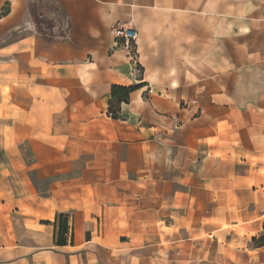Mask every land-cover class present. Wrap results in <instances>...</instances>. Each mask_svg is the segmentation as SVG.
Wrapping results in <instances>:
<instances>
[{
  "label": "crops",
  "instance_id": "crops-1",
  "mask_svg": "<svg viewBox=\"0 0 264 264\" xmlns=\"http://www.w3.org/2000/svg\"><path fill=\"white\" fill-rule=\"evenodd\" d=\"M0 264H264V0H0Z\"/></svg>",
  "mask_w": 264,
  "mask_h": 264
},
{
  "label": "trees",
  "instance_id": "trees-1",
  "mask_svg": "<svg viewBox=\"0 0 264 264\" xmlns=\"http://www.w3.org/2000/svg\"><path fill=\"white\" fill-rule=\"evenodd\" d=\"M134 88V86H116L113 85L111 88V99L108 101V112L112 117L118 116L119 104L122 101H126L129 92ZM54 224V236L55 242L57 244H65L67 242V234L69 232L68 215L67 214H57Z\"/></svg>",
  "mask_w": 264,
  "mask_h": 264
},
{
  "label": "built area",
  "instance_id": "built-area-1",
  "mask_svg": "<svg viewBox=\"0 0 264 264\" xmlns=\"http://www.w3.org/2000/svg\"><path fill=\"white\" fill-rule=\"evenodd\" d=\"M113 33L119 45L127 49L129 55L134 58V46L137 39V30L130 25L115 24L113 27Z\"/></svg>",
  "mask_w": 264,
  "mask_h": 264
},
{
  "label": "rangeland",
  "instance_id": "rangeland-1",
  "mask_svg": "<svg viewBox=\"0 0 264 264\" xmlns=\"http://www.w3.org/2000/svg\"><path fill=\"white\" fill-rule=\"evenodd\" d=\"M44 27V26H43Z\"/></svg>",
  "mask_w": 264,
  "mask_h": 264
}]
</instances>
